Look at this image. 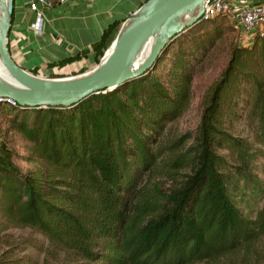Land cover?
<instances>
[{"label": "trees", "instance_id": "obj_1", "mask_svg": "<svg viewBox=\"0 0 264 264\" xmlns=\"http://www.w3.org/2000/svg\"><path fill=\"white\" fill-rule=\"evenodd\" d=\"M226 22L225 15L197 22L153 70L73 107L9 106L8 128L27 143L25 160L35 167L22 173L1 146L0 230L36 233L31 246L56 264L214 263L264 239V208L249 220L230 196L235 178L247 184L249 164L264 158V37L231 48L184 150L185 179L167 192L154 185L159 203L146 196L166 151L177 150L166 144V127L187 109L195 70ZM117 25L104 32L96 64ZM243 120L252 142L234 132ZM8 251L0 264H34L6 260Z\"/></svg>", "mask_w": 264, "mask_h": 264}, {"label": "rangeland", "instance_id": "obj_2", "mask_svg": "<svg viewBox=\"0 0 264 264\" xmlns=\"http://www.w3.org/2000/svg\"><path fill=\"white\" fill-rule=\"evenodd\" d=\"M225 26L226 30L221 39L217 41L213 49L195 70L191 83V99L187 109L179 118L166 127L164 132V135L167 136L166 144L170 145L171 143H176L177 150L175 153L166 151L167 153L163 156V161L157 173L148 180L146 184V196L151 202H156L158 200L153 191L154 185L160 188L162 192H167L183 181L185 179L184 175L189 173L185 167V161H183L187 159V157L182 156L184 155L185 148L191 144V137L196 133L197 126L201 119L205 97L211 85L216 81L220 72L226 65L231 48L243 45L239 30L234 28L228 18ZM107 50L101 56L100 61ZM169 62L170 59L165 62L162 68L164 71L163 73H166L168 70ZM84 72L85 71H80L72 74V76ZM59 78L64 77L54 75L47 77V79ZM10 109L11 108L6 105L0 107V126L2 132L1 146H5L16 154L17 157L14 160L15 165L22 173H26L28 170L35 167V163L25 160V157L28 156L27 143L17 132L8 128V120L13 116ZM234 132L236 136L247 137L251 140L250 142H252L250 128L246 125L245 120L239 122ZM254 148L257 147L254 146ZM223 154L226 155V153ZM227 161L230 162L228 158ZM263 162L264 158L257 156V158L249 164V172L247 171L246 177L243 178L249 179L247 184L235 178L230 190L233 203L242 215L249 220H256L259 212L264 208ZM232 171L234 172L233 169ZM40 239L41 237L27 228L10 227L6 230H0V256L9 250L4 256L6 260L23 258L25 262L29 261V259L33 260L34 264H56L52 261H44L43 256L37 254L35 248L31 246L32 242H37ZM203 264H264V239L257 242L249 251L241 250L235 254L233 253L222 258L220 261L214 263L205 262Z\"/></svg>", "mask_w": 264, "mask_h": 264}, {"label": "water", "instance_id": "obj_3", "mask_svg": "<svg viewBox=\"0 0 264 264\" xmlns=\"http://www.w3.org/2000/svg\"><path fill=\"white\" fill-rule=\"evenodd\" d=\"M206 1L146 0L128 15L109 46L110 52L89 74L71 79H47L22 70L12 59L7 36L14 0H7V20H0V60L13 83L9 85L0 80V99L4 102L13 100L21 108H70L93 94L106 93L128 84L153 70L175 38L200 21ZM185 15L188 19L181 23L180 18ZM150 40L153 46L147 58L133 70L134 57Z\"/></svg>", "mask_w": 264, "mask_h": 264}, {"label": "crops", "instance_id": "obj_4", "mask_svg": "<svg viewBox=\"0 0 264 264\" xmlns=\"http://www.w3.org/2000/svg\"><path fill=\"white\" fill-rule=\"evenodd\" d=\"M145 1L46 0L38 5L44 24L42 34L37 35L31 29L35 15L29 10L28 0H14L11 28L7 36L9 53L22 70L40 78L51 75L72 78L75 77L72 74L80 71L88 73L96 65V49L104 32L118 24V33L128 15ZM261 4H264V0L247 1L248 7ZM231 24L238 29L232 21ZM239 32L243 43L241 46L250 45L253 34ZM117 33L110 40L108 48Z\"/></svg>", "mask_w": 264, "mask_h": 264}, {"label": "built area", "instance_id": "obj_5", "mask_svg": "<svg viewBox=\"0 0 264 264\" xmlns=\"http://www.w3.org/2000/svg\"><path fill=\"white\" fill-rule=\"evenodd\" d=\"M248 0H208L204 3V13L200 21H209L218 15H225L238 30L243 33H251L254 36L264 37V4L254 7L247 6ZM46 0H28L29 10L34 13L35 21L31 24V29L35 34H42L44 18L38 5L44 4ZM7 105L16 107L13 100L4 102L0 99V106ZM2 145V135L0 126V148Z\"/></svg>", "mask_w": 264, "mask_h": 264}, {"label": "bare ground", "instance_id": "obj_6", "mask_svg": "<svg viewBox=\"0 0 264 264\" xmlns=\"http://www.w3.org/2000/svg\"><path fill=\"white\" fill-rule=\"evenodd\" d=\"M1 4H0V20H7V0H0ZM188 19V16L185 15L183 17L180 18V22L184 23L186 20ZM153 46V41L150 40L148 43H146V45H144L136 54V56L133 59V64H132V68L133 70L138 68L147 58L151 48ZM110 52V49L108 48L107 52L105 53V55H107ZM91 72V71H90ZM88 73H84V74H80L78 76H83V75H87ZM75 76V77H78ZM72 77V78H75ZM71 79V78H69ZM0 80H2L4 83L11 85L13 83V81L11 80L9 74L7 73L6 69L4 68L1 60H0Z\"/></svg>", "mask_w": 264, "mask_h": 264}]
</instances>
